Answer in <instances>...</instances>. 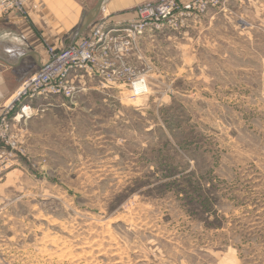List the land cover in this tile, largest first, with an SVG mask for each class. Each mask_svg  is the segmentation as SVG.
Here are the masks:
<instances>
[{"label": "rangeland", "instance_id": "rangeland-1", "mask_svg": "<svg viewBox=\"0 0 264 264\" xmlns=\"http://www.w3.org/2000/svg\"><path fill=\"white\" fill-rule=\"evenodd\" d=\"M262 6L148 30L144 93L35 101L0 152V264H264Z\"/></svg>", "mask_w": 264, "mask_h": 264}, {"label": "built area", "instance_id": "built-area-1", "mask_svg": "<svg viewBox=\"0 0 264 264\" xmlns=\"http://www.w3.org/2000/svg\"><path fill=\"white\" fill-rule=\"evenodd\" d=\"M26 0H0V14L23 10ZM231 0H153L125 14H107L66 47H46V58L39 70L23 81L2 104L0 111V152L19 150L12 134L15 121L37 114L38 99L73 97L85 90L89 81L100 79L102 87L129 86L134 93L145 75L130 60L137 41L151 29L179 28L188 16L200 18L210 8ZM243 1V0H241ZM9 17V16H8ZM2 17H0L1 19ZM147 88L139 93H144Z\"/></svg>", "mask_w": 264, "mask_h": 264}, {"label": "crops", "instance_id": "crops-1", "mask_svg": "<svg viewBox=\"0 0 264 264\" xmlns=\"http://www.w3.org/2000/svg\"><path fill=\"white\" fill-rule=\"evenodd\" d=\"M147 1L153 0H105L99 18L128 13ZM250 1L264 7V0H247ZM96 2L31 0L26 5V16L12 14L0 20V111L23 81L40 69L46 58V43L58 48L73 43Z\"/></svg>", "mask_w": 264, "mask_h": 264}, {"label": "water", "instance_id": "water-1", "mask_svg": "<svg viewBox=\"0 0 264 264\" xmlns=\"http://www.w3.org/2000/svg\"><path fill=\"white\" fill-rule=\"evenodd\" d=\"M105 0H97L96 4L90 9L85 16L76 40L90 27V25L97 19Z\"/></svg>", "mask_w": 264, "mask_h": 264}, {"label": "bare ground", "instance_id": "bare-ground-1", "mask_svg": "<svg viewBox=\"0 0 264 264\" xmlns=\"http://www.w3.org/2000/svg\"><path fill=\"white\" fill-rule=\"evenodd\" d=\"M139 84L142 85V90L145 89V88H147L145 84H141V83H139ZM139 84H137V85H139Z\"/></svg>", "mask_w": 264, "mask_h": 264}, {"label": "trees", "instance_id": "trees-1", "mask_svg": "<svg viewBox=\"0 0 264 264\" xmlns=\"http://www.w3.org/2000/svg\"><path fill=\"white\" fill-rule=\"evenodd\" d=\"M172 171V170H171Z\"/></svg>", "mask_w": 264, "mask_h": 264}]
</instances>
